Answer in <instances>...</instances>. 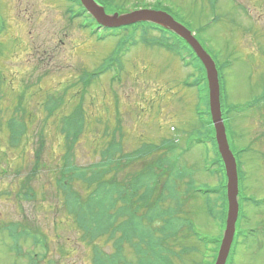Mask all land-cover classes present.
Instances as JSON below:
<instances>
[{"label": "rangeland", "instance_id": "374dc122", "mask_svg": "<svg viewBox=\"0 0 264 264\" xmlns=\"http://www.w3.org/2000/svg\"><path fill=\"white\" fill-rule=\"evenodd\" d=\"M96 1L100 5L120 1L119 6L134 11L137 9L131 4L157 6L160 0ZM162 2L177 21L199 34L212 55L216 51L219 60L214 57L219 67L221 61L230 62L224 70L225 79L221 80L227 95L223 108L230 105L232 109H246L242 114L235 110L230 114L236 132L242 137L238 146L246 151L244 166H240L244 207L238 235L241 238L244 231L247 237L238 247L232 264H264V0ZM75 7L69 0H0V26H6L0 34V96L7 95L0 103L3 100V106H10V102L15 103L12 94L27 93L22 102L26 119L22 122L31 131L24 135L23 145L18 149L8 147V132L0 131V264L31 261L30 264H92L91 246L82 241L81 232L66 212L64 198L55 183L54 172L62 165L66 150L56 128L61 117L43 123L42 104L47 92L59 97L63 87L68 86L62 108L70 112L85 91L84 109L88 117L95 119L76 149L75 164L80 168L100 162V154L96 152V148L100 150L96 145L102 137L99 130L102 131L106 122L116 125L119 120L125 132L124 148L131 151L147 139L157 141L160 138L157 136L169 135L171 128L176 127L181 151L196 145L180 159L187 165L197 166L198 184L216 186L220 181V177L204 172L205 165L213 166L210 147L197 143L204 133L195 127L198 91L188 87L198 77L193 64L189 62L185 67L180 57L160 48L139 45L121 58L120 81L113 82L111 77L118 79V73L109 71L83 90L76 86L78 76L84 70L94 71L109 65L110 58L115 57L112 63L117 64L120 39L110 38L114 33L111 30L94 31L95 26L82 29L85 19L75 18L72 22L65 12ZM141 34L138 31L136 38H141ZM160 35L158 31L148 30L147 38ZM8 116L4 114L3 118ZM96 119L102 120V124ZM43 132L46 145L41 155L45 166L32 176L35 147ZM143 136L146 139L142 141ZM228 136L238 157L230 133ZM23 186L29 187L26 198L19 194L25 191ZM81 191L84 193L86 189L83 187ZM252 200L259 201V206H254ZM192 204L201 209L191 215L196 228L212 238L222 239L219 227L202 209V200ZM227 214L228 210L226 219ZM10 227L15 229L14 235L21 236L20 255L12 248L7 230ZM27 232L47 242L34 245L31 238H23ZM104 249L111 251L106 245ZM198 259L195 254L187 255L180 264H193Z\"/></svg>", "mask_w": 264, "mask_h": 264}, {"label": "trees", "instance_id": "16d2710c", "mask_svg": "<svg viewBox=\"0 0 264 264\" xmlns=\"http://www.w3.org/2000/svg\"><path fill=\"white\" fill-rule=\"evenodd\" d=\"M119 4L120 1L114 4H103V6L105 5L109 13L128 11ZM131 5L137 8L143 7L141 3ZM157 8L165 10L167 7L159 1ZM77 11L78 16L85 14L83 8L79 7ZM84 19L89 21L90 26H97L88 16ZM148 30L158 31L161 35L159 38L148 39ZM138 31L142 33L141 38H136ZM139 45L164 48L175 57L191 60L193 68L198 73L196 81L188 86L198 91L195 112L198 123L195 122V127L204 133L197 143H206L210 147L208 152L213 156V166L205 165L204 172L213 177H220L219 184L216 186L198 184L195 173L200 171L197 166L187 165L180 159L196 145L192 144L181 151L176 127H172L174 128L172 131L169 128V132L171 131L169 135L157 136L160 137L157 141L154 140L156 138H151L149 141L147 139L131 151L124 148L122 136L125 132L119 120L116 125L106 122L102 131L99 130L102 137L100 143L96 145L100 150L96 148V152L100 154V162L88 168H80L75 164L76 149L90 130V125L94 122L91 121L95 117H88L84 109L85 91L81 93L78 102L70 112L62 108L65 97L68 95L69 87L67 86L63 87L62 95L59 97H54L50 95L52 93L47 92L42 104L43 123L53 117H61L56 128L62 136L66 152L62 165L54 172L57 189L64 198L66 212L72 216L76 227L81 232L82 241H87V244L91 246L92 264H180L185 256L192 254L199 257L193 264H214L221 239L201 233L191 216L201 210L193 206V201L202 200V209L208 219L219 227L221 234L225 228L228 210L227 178L212 124L205 69L187 43L163 27L149 23L135 25L133 32L121 39L118 54L128 46L140 47ZM214 56L219 60L216 51ZM109 60L111 63L101 69L81 73L78 76L79 85L76 86L86 90L89 84L91 85L102 74L113 69L112 59ZM119 61L120 57H118ZM229 66V60L221 61V67L218 66L221 80L225 79L224 70ZM117 70L119 73V68L115 69ZM221 89L223 102L227 95L224 86H221ZM26 94L25 92L12 94L15 103H10L14 105L13 107L12 105L3 106V100L0 103V131L4 129L8 132V147L12 149H18L24 135L31 132L27 124L22 122L26 119V111L22 104ZM4 97L0 96V99ZM232 110L242 114L246 109H232L230 105H226L225 110L223 108L227 131L236 145L237 158L244 165L246 151L238 146L242 137L236 132L235 121L230 117ZM3 113L9 116L4 119ZM58 118L55 120L57 121ZM96 122L102 124V120L96 119ZM43 127L45 128L46 125ZM161 128L158 127V129ZM144 136L141 138L142 141L146 139ZM45 145L43 132L38 136L35 147L37 154L34 172L30 173L32 176H35L36 171L41 170V166H45L41 155ZM83 187L86 189L84 193L81 191ZM22 190H25L23 193L28 194L29 187L25 189L23 186ZM7 230L13 242V248L21 253V236L14 235L13 227ZM25 236L31 238L34 245L44 241L33 232H27L23 238ZM104 245L110 247L111 251H106ZM45 248L47 249L46 246Z\"/></svg>", "mask_w": 264, "mask_h": 264}, {"label": "water", "instance_id": "95a60500", "mask_svg": "<svg viewBox=\"0 0 264 264\" xmlns=\"http://www.w3.org/2000/svg\"><path fill=\"white\" fill-rule=\"evenodd\" d=\"M86 9L96 18L100 25L105 27H121L138 22H149L157 24L173 31L180 38L185 40L202 61L208 78L210 111L213 124L216 130V140L221 158L224 162L228 176L227 197L229 202V213L224 240L219 251L216 264H226L236 231V222L239 215V181L237 162L230 149L227 132L222 114L221 87L219 73L213 59L205 52L201 44L192 33L183 25L175 21L168 13L163 11L143 9L134 11L127 15L119 16L114 14L108 16L93 0H81Z\"/></svg>", "mask_w": 264, "mask_h": 264}]
</instances>
